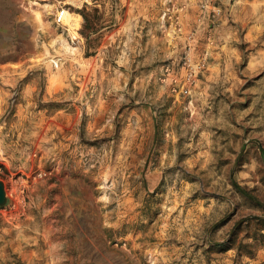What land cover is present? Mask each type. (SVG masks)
I'll return each instance as SVG.
<instances>
[{
    "label": "rangeland",
    "instance_id": "rangeland-1",
    "mask_svg": "<svg viewBox=\"0 0 264 264\" xmlns=\"http://www.w3.org/2000/svg\"><path fill=\"white\" fill-rule=\"evenodd\" d=\"M0 180V264H264V0H0Z\"/></svg>",
    "mask_w": 264,
    "mask_h": 264
},
{
    "label": "water",
    "instance_id": "water-1",
    "mask_svg": "<svg viewBox=\"0 0 264 264\" xmlns=\"http://www.w3.org/2000/svg\"><path fill=\"white\" fill-rule=\"evenodd\" d=\"M6 199V192L3 182L0 180V204H2Z\"/></svg>",
    "mask_w": 264,
    "mask_h": 264
},
{
    "label": "built area",
    "instance_id": "built-area-1",
    "mask_svg": "<svg viewBox=\"0 0 264 264\" xmlns=\"http://www.w3.org/2000/svg\"><path fill=\"white\" fill-rule=\"evenodd\" d=\"M64 16H65V12L64 11L59 12L58 13V19H59V21H62L64 19Z\"/></svg>",
    "mask_w": 264,
    "mask_h": 264
},
{
    "label": "bare ground",
    "instance_id": "bare-ground-1",
    "mask_svg": "<svg viewBox=\"0 0 264 264\" xmlns=\"http://www.w3.org/2000/svg\"><path fill=\"white\" fill-rule=\"evenodd\" d=\"M65 12V11H64Z\"/></svg>",
    "mask_w": 264,
    "mask_h": 264
}]
</instances>
